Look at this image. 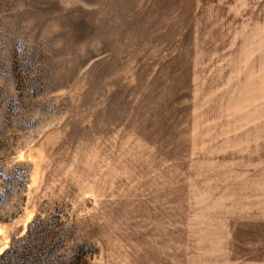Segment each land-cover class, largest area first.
<instances>
[{"label":"rangeland","instance_id":"rangeland-1","mask_svg":"<svg viewBox=\"0 0 264 264\" xmlns=\"http://www.w3.org/2000/svg\"><path fill=\"white\" fill-rule=\"evenodd\" d=\"M0 264H264V0H0Z\"/></svg>","mask_w":264,"mask_h":264}]
</instances>
